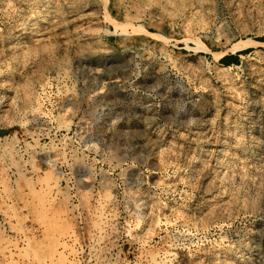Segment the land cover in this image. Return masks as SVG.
Listing matches in <instances>:
<instances>
[{"label": "rangeland", "instance_id": "rangeland-1", "mask_svg": "<svg viewBox=\"0 0 264 264\" xmlns=\"http://www.w3.org/2000/svg\"><path fill=\"white\" fill-rule=\"evenodd\" d=\"M42 213L74 264H264V0H0V264Z\"/></svg>", "mask_w": 264, "mask_h": 264}, {"label": "bare ground", "instance_id": "bare-ground-1", "mask_svg": "<svg viewBox=\"0 0 264 264\" xmlns=\"http://www.w3.org/2000/svg\"><path fill=\"white\" fill-rule=\"evenodd\" d=\"M58 23H62V22L58 21ZM59 79L61 80V79H63V77H60ZM66 93H67V95H69V92H66ZM58 179L56 176L55 177H49V178H47V180H45V182L43 184V187H42V189H43V193H42L43 198L42 199L43 200L40 203H42L44 209H46L47 211H48L49 207L51 206L50 200L48 199V196L54 192L56 193V191L58 190L57 189L58 184H59ZM112 202H113V199H112L111 195H109L108 193L99 194L96 198V204H95V209H94V218H95V221H94L95 232L94 233L97 235L96 236L97 238H98V236L100 237L102 234H104L103 231L109 226V224L116 217L114 215L115 212L112 211V209H111ZM37 211H38V209H37ZM41 215L43 216V219H44V221L42 223L44 224V227H45L44 229L47 232V239L49 240L47 243L48 245H47V249H46V253H47V255H49L48 256L49 261L52 264H74L72 258L70 259L69 255H67V249L69 250V252H72V249L70 250V248H69L70 246L67 243H69V241H72V243H74L73 242V241H75V235L73 233L74 230L73 231H72V229H70L71 231L60 230L59 229L60 227H58V224H59L58 218L56 216L48 217L46 213H42ZM182 237H183V235H182ZM182 237H179L176 240H171L170 243H168L169 245L166 248H164L161 252H158L157 254H155V252L154 253L149 252V254L147 253L148 255H146V257L144 256L145 257L144 263L141 262L140 264H176V262H175L176 258H179L180 261L186 260L187 257L184 254L185 252L183 253V251H181L179 248V245L181 244V241L184 238V237L183 238ZM96 244H98V243H96ZM95 250H96V248H95ZM41 251H43V250H41ZM38 257L36 259H38ZM40 257H42V256H40ZM144 257H143V259H144ZM43 264H44V262H43Z\"/></svg>", "mask_w": 264, "mask_h": 264}, {"label": "trees", "instance_id": "trees-1", "mask_svg": "<svg viewBox=\"0 0 264 264\" xmlns=\"http://www.w3.org/2000/svg\"><path fill=\"white\" fill-rule=\"evenodd\" d=\"M239 60L238 55H230V56H225L224 58H222V62L223 63H233V62H237Z\"/></svg>", "mask_w": 264, "mask_h": 264}]
</instances>
